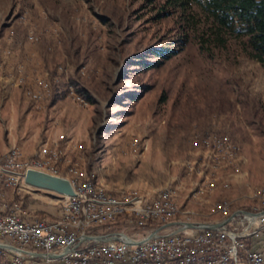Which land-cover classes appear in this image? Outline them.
<instances>
[{"label": "rangeland", "instance_id": "rangeland-1", "mask_svg": "<svg viewBox=\"0 0 264 264\" xmlns=\"http://www.w3.org/2000/svg\"><path fill=\"white\" fill-rule=\"evenodd\" d=\"M163 3L0 0V117L10 141L0 164L16 169L10 154L33 160L28 170L95 187L92 195L172 204L158 208L162 219L129 206L104 211L81 221L84 231L123 214L153 231L162 220L216 224L264 211V68L233 41L202 46L198 12L190 29ZM11 192L24 221L61 216L49 191Z\"/></svg>", "mask_w": 264, "mask_h": 264}, {"label": "built area", "instance_id": "built-area-1", "mask_svg": "<svg viewBox=\"0 0 264 264\" xmlns=\"http://www.w3.org/2000/svg\"><path fill=\"white\" fill-rule=\"evenodd\" d=\"M10 159H17V166L16 169H8L7 164H0V192H10L15 188L19 191V187L25 192L26 189H36L23 181L28 163L34 161L9 154ZM72 187L74 196L50 192L62 201L61 216L50 219V225H42V218L35 216H32V222H24L20 219V212L27 211L17 202L5 206L0 212V244L12 248H0V264H264V216H237L222 228L211 230L177 231L180 226H170L160 230L158 237L146 239L163 226V220L162 226L146 231L138 223H129L127 214H123L125 224L133 231L125 234L134 244L121 241L80 242L83 236L106 235L101 233L104 226H97L94 231L81 228V221L91 220L101 212L129 206V211H137L147 220L162 219L158 216V208L172 204H164L156 198L154 202H147L125 195H92L95 187L90 185L72 184ZM78 191H88V198L78 199ZM252 229H260V237H252ZM141 233L144 234L140 236ZM238 235H247V243H238ZM67 249L68 252L64 253ZM34 254L59 257L48 259ZM178 254H186V261H178Z\"/></svg>", "mask_w": 264, "mask_h": 264}, {"label": "trees", "instance_id": "trees-1", "mask_svg": "<svg viewBox=\"0 0 264 264\" xmlns=\"http://www.w3.org/2000/svg\"><path fill=\"white\" fill-rule=\"evenodd\" d=\"M162 8L177 13L186 27L190 24V29L200 25L194 18L196 10L202 18V46L224 48L233 41L249 59L264 68V0H164ZM172 53L161 50L156 55L170 57ZM124 223L125 218L118 217L104 226L101 233L119 232V225Z\"/></svg>", "mask_w": 264, "mask_h": 264}, {"label": "water", "instance_id": "water-1", "mask_svg": "<svg viewBox=\"0 0 264 264\" xmlns=\"http://www.w3.org/2000/svg\"><path fill=\"white\" fill-rule=\"evenodd\" d=\"M24 183L27 186L40 189V190H45L49 192L56 193L61 196H74L75 192L72 187L71 182L62 177H57L50 175L48 173L38 171V170H33L29 169L26 171L24 175ZM231 218L226 219L224 222L219 223V224H208V223H171L165 226L160 227L153 233H151L146 239L158 237V232L164 228L174 226V225H179L180 230L184 229H218L222 228L227 222L230 221ZM108 241H121L127 244H134L133 241L130 240V238L123 232H114L106 235H94V236H83L80 239V242H108ZM138 243H141L138 242ZM0 248H12L11 246H6L3 244H0ZM14 249V248H13ZM69 249L65 250L64 253L68 252ZM40 258H48V259H53V258H58V255L54 254H34Z\"/></svg>", "mask_w": 264, "mask_h": 264}, {"label": "crops", "instance_id": "crops-1", "mask_svg": "<svg viewBox=\"0 0 264 264\" xmlns=\"http://www.w3.org/2000/svg\"><path fill=\"white\" fill-rule=\"evenodd\" d=\"M2 117H0V149L3 147H6V143L9 145L10 141H7V136L8 133L6 132V130L3 128L4 126L2 125L3 123H5L7 121V116L5 117L3 114L1 115ZM3 137L5 139V142H3ZM27 143V142H26ZM14 146V145H13ZM10 148V147H9ZM23 154V153H22ZM4 193V192H3ZM8 193V194H7ZM3 194H1L0 196V212L4 210L5 206H10L11 203H13L14 201V195L13 193L10 192H5V196H3ZM27 213V212H26ZM28 215V214H27ZM29 216V215H28ZM32 217V216H30ZM31 222V221H28ZM255 237H260V234L256 235Z\"/></svg>", "mask_w": 264, "mask_h": 264}, {"label": "bare ground", "instance_id": "bare-ground-1", "mask_svg": "<svg viewBox=\"0 0 264 264\" xmlns=\"http://www.w3.org/2000/svg\"><path fill=\"white\" fill-rule=\"evenodd\" d=\"M13 165V164H12ZM17 165V164H16ZM34 165V164H33ZM43 167H41V169H38L37 167H35V165L33 166V167H29V169H33V170H38V171H43L44 169H42ZM9 169V168H8ZM15 169V168H14ZM55 173V172H54ZM49 174V173H48ZM51 175H53V174H51ZM237 214H240V215H243V216H264V211H262V212H259V213H257V214H252V213H250V212H246V211H240V212H238V213H236V214H233L232 216H230L229 218H231L230 219V221L229 222H232L233 220H234V218H235V216L237 215ZM24 214L22 213V212H20V219H22V220H24L23 219V216ZM95 216H97V217H99V215H95ZM228 219V218H227ZM225 221V220H224ZM224 221H222V222H224ZM24 222H27V221H24ZM32 222V221H31ZM222 222H220V223H222ZM174 223H186V222H174ZM188 223V222H187ZM190 223H199V222H190ZM82 224V223H81ZM171 224V223H170ZM208 224H210V223H208ZM216 224H219V223H216ZM42 225H50V222H46V221H42ZM225 225H227V223L225 224ZM174 226H179V225H174ZM203 230H211V229H203ZM178 261H186V254H178Z\"/></svg>", "mask_w": 264, "mask_h": 264}]
</instances>
